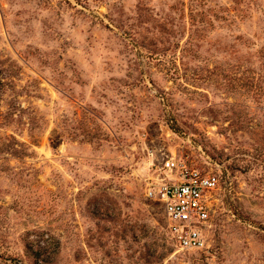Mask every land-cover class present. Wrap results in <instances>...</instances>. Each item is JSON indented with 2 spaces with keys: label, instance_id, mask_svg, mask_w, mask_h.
<instances>
[{
  "label": "rangeland",
  "instance_id": "374dc122",
  "mask_svg": "<svg viewBox=\"0 0 264 264\" xmlns=\"http://www.w3.org/2000/svg\"><path fill=\"white\" fill-rule=\"evenodd\" d=\"M165 156L220 176L203 251ZM0 264H264V0H0Z\"/></svg>",
  "mask_w": 264,
  "mask_h": 264
},
{
  "label": "built area",
  "instance_id": "2783aa9c",
  "mask_svg": "<svg viewBox=\"0 0 264 264\" xmlns=\"http://www.w3.org/2000/svg\"><path fill=\"white\" fill-rule=\"evenodd\" d=\"M220 189L217 173L165 156L155 176L145 181L144 193L162 205L166 231L179 251H203L207 248L206 227L215 213Z\"/></svg>",
  "mask_w": 264,
  "mask_h": 264
}]
</instances>
